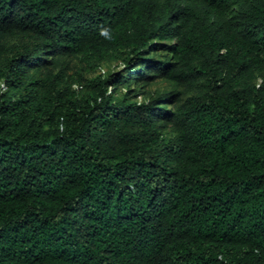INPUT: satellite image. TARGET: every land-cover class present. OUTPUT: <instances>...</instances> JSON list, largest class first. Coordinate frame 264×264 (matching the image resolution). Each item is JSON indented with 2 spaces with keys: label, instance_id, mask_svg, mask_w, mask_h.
I'll return each mask as SVG.
<instances>
[{
  "label": "trees",
  "instance_id": "16d2710c",
  "mask_svg": "<svg viewBox=\"0 0 264 264\" xmlns=\"http://www.w3.org/2000/svg\"><path fill=\"white\" fill-rule=\"evenodd\" d=\"M0 264H264V0H0Z\"/></svg>",
  "mask_w": 264,
  "mask_h": 264
},
{
  "label": "rangeland",
  "instance_id": "374dc122",
  "mask_svg": "<svg viewBox=\"0 0 264 264\" xmlns=\"http://www.w3.org/2000/svg\"><path fill=\"white\" fill-rule=\"evenodd\" d=\"M19 42L18 36H13L9 38V44H16ZM127 51H121L115 54H112L109 58L105 60H95L91 59L90 62L84 59L75 58L71 65V70H69V74H76L78 76H82L80 78V84L73 83L72 87L81 89V84H84L86 80L92 79L97 75L106 76L109 73L122 69L123 68V59L126 56ZM257 82L260 81L258 77L256 79ZM172 88V85L164 80L155 79V81L146 87L145 91L147 92L146 96H137L135 100L140 101L145 97H148L151 93H159L164 90H169ZM109 90V89H108ZM84 90L82 94H84ZM125 92V87H121L119 90V95Z\"/></svg>",
  "mask_w": 264,
  "mask_h": 264
}]
</instances>
